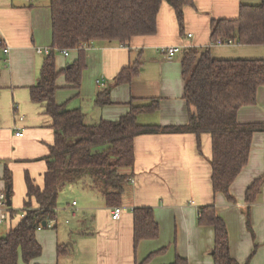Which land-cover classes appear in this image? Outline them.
Instances as JSON below:
<instances>
[{
  "label": "crops",
  "instance_id": "1",
  "mask_svg": "<svg viewBox=\"0 0 264 264\" xmlns=\"http://www.w3.org/2000/svg\"><path fill=\"white\" fill-rule=\"evenodd\" d=\"M262 1L192 0L193 7L183 9L181 28L172 8L162 4L155 35L134 37L124 46L93 43L83 50L85 68L79 88L69 86L61 74L56 80L55 101L65 110H80L84 124L95 125L100 121H117L129 112L131 103L147 105L156 99L158 110L139 114L138 124L185 125L189 109L183 99V51L166 60L158 50L168 46L207 48L211 44L212 21L235 19L240 5H259ZM48 5L49 0H0V192L6 194L4 174L7 169L12 182L10 208L14 214L22 211L26 200L25 177L43 188L45 158L54 142L52 120L44 104H35L30 99V88L36 85L45 58L37 54L36 49L50 50L52 45ZM4 48L8 49L7 54ZM209 51L214 59L264 61V44L211 46ZM79 56L75 50H70L67 57L60 53L55 58L56 70L61 72ZM136 60L141 62L138 75L129 84L115 85L119 72ZM107 90L110 104L96 106L98 94ZM73 99L76 101L68 106ZM237 121L241 124L264 122V86L258 88L253 106L240 108ZM18 132L23 135L17 137ZM133 147L134 166L122 171L127 181L132 179L133 183L122 186L119 218L112 220L111 209L105 206L99 192L89 187L70 186L71 195L76 194L77 189L91 191L101 197V203L86 206L72 199L64 213L76 220L77 225L70 231L73 236L68 245L56 246L57 261L54 258L38 261L40 256L30 264H59L62 258L57 257V250L62 247L66 260L62 264H140L162 249L164 251L148 264H172L177 256L186 259L188 264H213V229L197 222L200 207L212 204L226 225L231 257L239 264L247 261L264 264V183L249 207L252 232L247 230L245 219L246 189L264 176V134L255 133L252 137L248 163L229 188L233 202H228L221 193L212 192L209 135L199 138L191 134L142 135L134 139ZM74 202L76 205L72 207ZM35 207L36 202L32 201V208ZM136 208L152 210L158 237L141 241L134 249L132 211ZM87 209L93 214L89 228L81 224L80 215ZM13 217L8 216L3 224ZM19 217L22 218V214ZM56 224L57 216L55 223L45 228Z\"/></svg>",
  "mask_w": 264,
  "mask_h": 264
},
{
  "label": "trees",
  "instance_id": "2",
  "mask_svg": "<svg viewBox=\"0 0 264 264\" xmlns=\"http://www.w3.org/2000/svg\"><path fill=\"white\" fill-rule=\"evenodd\" d=\"M162 4L172 8L180 28L183 9L193 7L192 0H49L52 45L42 62L36 85L30 88V99L35 104H44L45 112L52 120L54 142L45 158L43 188L25 177L26 200L20 213L22 218L6 236L0 237V264H18L19 259L29 264L41 256L42 247L36 232L43 222L46 225L55 223L57 199L66 187H89L103 195L107 208L120 207L122 186L127 183V176L122 171L134 166L133 144L138 136L191 134L199 138L209 135L212 192L223 194L228 202L234 201L229 188L248 163L253 135L264 134V122L241 124L237 121L240 108L253 106L258 88L264 86L263 60H221L211 56L209 47L185 49L181 73L183 99L189 112L188 122L181 126L138 124L139 114L158 110L156 99L147 105L131 103L129 112L117 121H100L95 125L84 124L80 110H65L55 101L56 80L61 74L72 88L80 86L85 68L80 46L88 48L98 42L124 46L134 37L155 35ZM210 40H231L233 45L242 46L263 45L264 0L259 5H240L235 19L212 21ZM56 50H78L80 56L58 72ZM140 68L141 62L136 60L119 72L114 84L131 83ZM95 104L98 107L109 105V91L98 94ZM4 182L5 192L11 197L12 182L7 169ZM263 183L264 176L245 192L246 228L250 232L249 207L256 201ZM32 201L36 202L35 208H32ZM8 210L9 217L16 215L10 207ZM132 214L136 249L141 241L158 237V225L150 208H136ZM197 222L213 229V264H239L230 255L226 225L216 214L213 204L200 207ZM163 251L150 254L140 264H148ZM64 255L65 248H58L57 257ZM172 264H188V261L177 256Z\"/></svg>",
  "mask_w": 264,
  "mask_h": 264
},
{
  "label": "rangeland",
  "instance_id": "3",
  "mask_svg": "<svg viewBox=\"0 0 264 264\" xmlns=\"http://www.w3.org/2000/svg\"><path fill=\"white\" fill-rule=\"evenodd\" d=\"M55 58L56 56L58 57L60 55V51L56 50L55 51ZM179 57V56H178ZM143 62V60H142ZM74 101H76L75 99L71 100L70 103H67L68 106L73 103ZM71 188L66 187L65 189H63V191L59 194L58 199H57V224L56 226H49L47 228H40L41 230H39L36 234V237L38 239V241L40 242L41 246H42V255L40 257V260L44 259L45 261H51L54 258V261H57L56 258L54 257L55 254V249L56 246L59 245H68V240L69 238H71L70 231H73L77 225V221L76 220H72L70 218V216L66 212L67 210V205L70 204V201L72 199L76 200L77 202L80 203H84V205L86 206H94L101 203V197L99 198L97 194H94L91 191H85V190H76L77 193L76 194H72L74 195L73 197H71L72 195L70 194V190ZM72 193V192H71ZM85 193L87 196L86 197H80L79 194H83ZM13 208H14V203H13ZM21 210V209H19ZM78 211V209H77ZM77 211L75 212V214L77 213ZM16 215L15 217H13L11 219V221H8L6 224H1L0 225V237H4L7 235V233L9 232L10 229H13L17 223L20 220V211L15 212ZM19 215V216H18ZM81 217L83 218V221L81 224L87 225V228H89L90 223H91V218H92V213H90V209H87V211H83V213L80 214ZM67 220V221H66ZM65 222H68V224L66 225ZM76 237H78L77 235H75ZM75 236L73 237V239L71 240V244L73 241H75ZM70 248V247H69ZM86 253V251H84V254ZM62 259L58 260L59 264H62L63 261H66L63 256L61 257ZM36 260V259H35ZM34 261V260H33ZM32 263V262H30ZM29 263V264H30ZM18 264H25L21 259H19ZM55 264V263H54Z\"/></svg>",
  "mask_w": 264,
  "mask_h": 264
},
{
  "label": "built area",
  "instance_id": "4",
  "mask_svg": "<svg viewBox=\"0 0 264 264\" xmlns=\"http://www.w3.org/2000/svg\"><path fill=\"white\" fill-rule=\"evenodd\" d=\"M191 35H188V38H190ZM233 45V42L231 40H227L226 42H222L220 40H217L215 42H211L209 47L211 46H231ZM87 47L85 46H80V50H85ZM192 48L190 46H168V47H161L158 52L160 55H162L166 60H171L176 54L181 53L185 49ZM208 48V47H207ZM78 51V50H75ZM4 54L8 53V49L4 48L3 50ZM69 50H61L60 53L64 56L67 57L69 55ZM37 54H41L44 56L49 55L50 50L49 49H41L37 48L36 49ZM98 83V82H97ZM23 134L21 132L16 133L17 137H21ZM129 183H133L132 179H128ZM75 202L72 203V207H75ZM8 206H7V201H6V194L4 192H0V224L4 223L8 219ZM121 208L120 207H115L111 209V218L112 220H117L120 216ZM49 224H53V222H50Z\"/></svg>",
  "mask_w": 264,
  "mask_h": 264
},
{
  "label": "water",
  "instance_id": "5",
  "mask_svg": "<svg viewBox=\"0 0 264 264\" xmlns=\"http://www.w3.org/2000/svg\"><path fill=\"white\" fill-rule=\"evenodd\" d=\"M6 201H7V206L10 207L11 206V202H10V196H9V193L6 192ZM47 225L45 222L42 223V226L43 228H45Z\"/></svg>",
  "mask_w": 264,
  "mask_h": 264
}]
</instances>
